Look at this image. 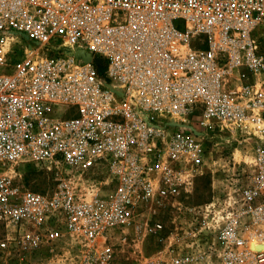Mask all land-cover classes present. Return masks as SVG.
I'll use <instances>...</instances> for the list:
<instances>
[{"label":"built area","instance_id":"1","mask_svg":"<svg viewBox=\"0 0 264 264\" xmlns=\"http://www.w3.org/2000/svg\"><path fill=\"white\" fill-rule=\"evenodd\" d=\"M0 226V264H264V0H0Z\"/></svg>","mask_w":264,"mask_h":264},{"label":"rangeland","instance_id":"2","mask_svg":"<svg viewBox=\"0 0 264 264\" xmlns=\"http://www.w3.org/2000/svg\"><path fill=\"white\" fill-rule=\"evenodd\" d=\"M235 139H231L233 143ZM232 150L235 153L236 160H239L244 154L232 145ZM231 150V148H230ZM238 150V151H237ZM28 182L34 187H47L52 184L53 172L47 169H35L26 173ZM223 181L217 171H208L197 176L193 183L192 192L184 198L187 205H198L209 202L217 190L221 189ZM2 237V228L0 226V238ZM161 244L153 237L147 236L142 244V247L147 250H155Z\"/></svg>","mask_w":264,"mask_h":264}]
</instances>
